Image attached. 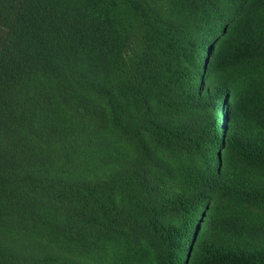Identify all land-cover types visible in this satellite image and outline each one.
Returning <instances> with one entry per match:
<instances>
[{
	"label": "trees",
	"instance_id": "1",
	"mask_svg": "<svg viewBox=\"0 0 264 264\" xmlns=\"http://www.w3.org/2000/svg\"><path fill=\"white\" fill-rule=\"evenodd\" d=\"M0 264H264V0H20Z\"/></svg>",
	"mask_w": 264,
	"mask_h": 264
},
{
	"label": "rangeland",
	"instance_id": "2",
	"mask_svg": "<svg viewBox=\"0 0 264 264\" xmlns=\"http://www.w3.org/2000/svg\"><path fill=\"white\" fill-rule=\"evenodd\" d=\"M20 0H0V33L11 23Z\"/></svg>",
	"mask_w": 264,
	"mask_h": 264
}]
</instances>
